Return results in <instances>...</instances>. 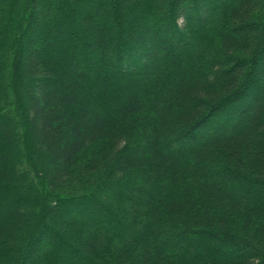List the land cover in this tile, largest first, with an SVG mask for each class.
<instances>
[{
  "label": "trees",
  "instance_id": "16d2710c",
  "mask_svg": "<svg viewBox=\"0 0 264 264\" xmlns=\"http://www.w3.org/2000/svg\"><path fill=\"white\" fill-rule=\"evenodd\" d=\"M34 261L264 264V0H0V264Z\"/></svg>",
  "mask_w": 264,
  "mask_h": 264
},
{
  "label": "rangeland",
  "instance_id": "374dc122",
  "mask_svg": "<svg viewBox=\"0 0 264 264\" xmlns=\"http://www.w3.org/2000/svg\"><path fill=\"white\" fill-rule=\"evenodd\" d=\"M107 7V6H106ZM216 122V121H215ZM215 122H212V124H211V126H210V128L211 129H213V127H215L216 125H214V123ZM219 123V122H218ZM217 123V124H218ZM86 215H88V213L87 214H83V216H86ZM82 216V215H81ZM52 240V235L50 234V235H48V241H51ZM35 260H36V256H35ZM37 262L36 261H34V264H36Z\"/></svg>",
  "mask_w": 264,
  "mask_h": 264
}]
</instances>
